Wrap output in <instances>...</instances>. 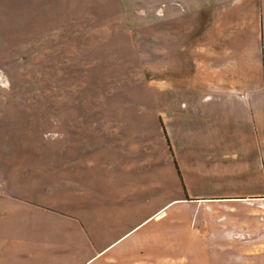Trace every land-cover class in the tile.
Listing matches in <instances>:
<instances>
[{"label": "rangeland", "instance_id": "1", "mask_svg": "<svg viewBox=\"0 0 264 264\" xmlns=\"http://www.w3.org/2000/svg\"><path fill=\"white\" fill-rule=\"evenodd\" d=\"M254 5L0 0V264H83L128 228L121 219L181 194L172 161L191 88L161 82L160 61H189L205 28L251 61ZM127 186L134 201L112 203ZM80 214L95 243L80 242ZM174 244L145 264L186 262Z\"/></svg>", "mask_w": 264, "mask_h": 264}, {"label": "crops", "instance_id": "2", "mask_svg": "<svg viewBox=\"0 0 264 264\" xmlns=\"http://www.w3.org/2000/svg\"><path fill=\"white\" fill-rule=\"evenodd\" d=\"M253 1L251 61L246 46L243 52L236 42L225 46L227 39L208 28L200 31L205 36L189 61H160L161 82L191 88L190 105L181 106L189 119L172 161L181 194L140 221L121 219L128 228L83 264L149 263L168 256V241L175 242V256L188 259L182 264H264V0ZM116 155L113 161L121 157ZM122 168L128 178L133 169ZM134 189L127 186L111 202L127 207ZM88 200L80 209L87 210ZM84 216L80 242L95 243L88 238L94 221ZM112 221L117 226L120 220Z\"/></svg>", "mask_w": 264, "mask_h": 264}]
</instances>
